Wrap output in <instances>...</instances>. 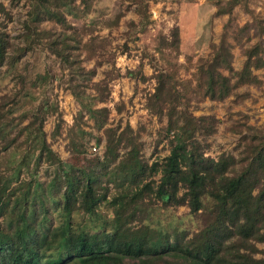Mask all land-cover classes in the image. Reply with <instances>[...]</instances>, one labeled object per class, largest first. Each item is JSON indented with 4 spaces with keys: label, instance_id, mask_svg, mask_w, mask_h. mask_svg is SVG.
<instances>
[{
    "label": "trees",
    "instance_id": "1",
    "mask_svg": "<svg viewBox=\"0 0 264 264\" xmlns=\"http://www.w3.org/2000/svg\"><path fill=\"white\" fill-rule=\"evenodd\" d=\"M10 1L15 7L22 0ZM245 1L221 0L217 15L231 16ZM25 2V45L16 47L7 32L11 12L0 0V71L7 67L21 86L13 98L0 101V264H264V248L259 247L264 245V132L236 125L233 133L247 131L238 155L207 156L206 140L217 133L219 120L190 110L193 100L224 102L236 96L241 102L249 97L241 88L262 89L264 80L255 71L264 70V18L249 11L252 20L232 31L228 22L191 79L181 80L171 64L154 76L146 108L160 122L167 120L157 146L166 142L170 153L149 163L142 154L141 131L129 122L108 128L109 82L94 81L97 67L87 68L83 56L94 58V48L86 47L67 17L78 16L77 3L87 6L88 0ZM47 22L52 27L46 28ZM255 38L258 42L247 47ZM230 39L246 57L240 70L234 67ZM165 47L180 52L178 30ZM46 50L58 61L66 90L80 106L67 131V150L88 156L85 115L95 130L105 131V137L97 138L98 145L105 139L103 157L93 158L89 167L64 162L48 142L45 123L50 116L58 121L53 140L63 134L57 104L33 108L31 119L22 111L28 100H35L32 90L46 88L55 75L43 69L29 76L26 65L18 67L30 52L44 55ZM142 73L140 66L125 77L147 81ZM125 108L121 103L115 110L120 114ZM15 113L19 117L11 119ZM44 166L47 178L42 180ZM179 207L203 220L196 225L176 217L172 209Z\"/></svg>",
    "mask_w": 264,
    "mask_h": 264
},
{
    "label": "rangeland",
    "instance_id": "2",
    "mask_svg": "<svg viewBox=\"0 0 264 264\" xmlns=\"http://www.w3.org/2000/svg\"><path fill=\"white\" fill-rule=\"evenodd\" d=\"M11 12L12 20H7V32L16 47H24V21L27 19L28 4L22 0L18 6L13 7L10 0H1ZM221 0H88L87 6L77 3L78 16L68 15L72 25L82 35L87 48H94V58L87 59V68L97 67L98 73L95 82L108 81L111 89V97L108 107L112 109V115L108 128H115L122 122L125 127L129 122L135 131L140 132V142L144 144L142 154L152 163L154 160L163 159L170 153L169 145L164 142L157 146L159 132L166 125L167 120L160 122L146 108L147 98L154 93L156 80L154 76L164 71L171 64L178 67L181 80L191 79L196 71L195 66L202 58H207L211 53V44L219 43L225 26L230 23L231 31L238 26H243L252 20L249 11L264 18V0H246L236 7L231 16H218L217 10ZM249 8V10H247ZM120 18L118 26L114 23ZM1 18H5L2 16ZM132 22L138 24L134 27ZM46 28L52 24L45 23ZM58 31L62 28L55 24ZM178 30L180 52L163 48L165 40H172L174 31ZM93 40V41H92ZM235 45L234 67L242 69L246 57L241 53L240 47ZM258 42L253 39L247 44L251 47ZM44 55L31 52L20 62L19 69L26 65L29 76L34 71L48 69L53 73V81L46 88L32 90L34 99L28 100L22 109L29 112V119L33 108L42 107L45 103L57 104L59 114L64 119L63 134L53 140L52 133L57 124V116H50L45 123V131L48 134V142L52 149L64 162L76 163L89 167L96 156L103 157L105 139L100 145L98 137H105V131L100 133L94 129V123L85 115L83 124L87 135L85 145L88 147V156H73L67 150V131L75 124V119L80 111V106L73 95L67 91L66 82L61 78V70L58 61L49 55L46 50ZM47 54V55H46ZM99 63H101L99 65ZM142 66V75L137 78L125 77L128 72H135ZM36 67V68H35ZM256 75L264 80V70L255 71ZM67 71L64 73L68 77ZM30 79V78H29ZM19 80L13 73H8L7 67L0 71V101L4 96L13 98L20 90ZM240 92H249V97L240 100L236 96L228 98L224 102H214L205 99L202 102L192 101L190 110L196 116L214 115L219 120L217 133L206 140L210 144L207 156L217 158L223 153L238 155L239 143L246 134L233 133L231 128L241 124L253 126L258 131L264 132V86L262 89L255 87H243ZM27 103V101H25ZM24 101L20 103L23 104ZM124 103L126 108L122 113H117V104ZM13 106V103H10ZM9 106V107H10ZM8 107V108H9ZM19 117L15 113L12 118ZM88 119V120H87ZM18 121V119H17ZM29 123L25 121L23 125ZM105 130V129H104ZM91 132L93 136L88 135ZM98 148V153L92 149ZM124 152V151H122ZM46 166L39 171V178L45 180ZM28 174L26 173L25 176ZM28 177V176H27ZM26 177V178H27ZM176 217H184L186 221H193L196 225L203 220L200 215L189 216V208H173ZM112 217V213L104 210ZM198 220H197V219ZM261 249L264 245L259 246Z\"/></svg>",
    "mask_w": 264,
    "mask_h": 264
},
{
    "label": "built area",
    "instance_id": "3",
    "mask_svg": "<svg viewBox=\"0 0 264 264\" xmlns=\"http://www.w3.org/2000/svg\"><path fill=\"white\" fill-rule=\"evenodd\" d=\"M92 151L94 152V153H98V148L95 146L93 149H92Z\"/></svg>",
    "mask_w": 264,
    "mask_h": 264
}]
</instances>
